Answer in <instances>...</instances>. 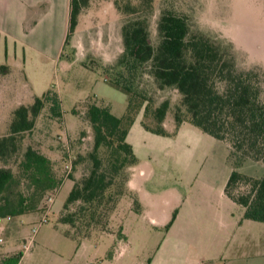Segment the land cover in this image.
<instances>
[{
  "label": "rangeland",
  "instance_id": "1",
  "mask_svg": "<svg viewBox=\"0 0 264 264\" xmlns=\"http://www.w3.org/2000/svg\"><path fill=\"white\" fill-rule=\"evenodd\" d=\"M132 1L138 4L139 13L146 15L154 45L160 40L157 25L162 11L173 10L188 17L192 32H202L229 44L239 67H259L264 73V0H150L151 5L146 4L147 0ZM127 16L134 14L117 10L113 0H90L66 44L22 46L17 42L11 75H6L9 65L5 64V69L0 67V138L9 132L5 86L10 83L21 90L27 88L22 82L21 67L38 89L48 84L58 91L64 113L61 119L51 120L44 108L34 129L19 134L18 151L0 158V167H11L17 172L23 152L32 145L53 155L50 157L53 170L61 179L55 190L36 196L38 207L22 217L19 231L15 230L16 219L9 222V227L7 220L0 222V264L5 257L18 252L23 253L18 264H264V222L246 219L242 206L219 194L207 198L205 209L197 214L202 215L200 218L191 221L181 218L172 232L169 228L173 222L168 225L172 217L167 219L164 213L159 217V225L151 224L149 214L159 210V203L171 196L169 192L173 189L185 192L193 182L210 180L218 187L227 179L230 165L225 144L193 124L170 136L146 131L140 122L143 108L136 114L128 133V141L140 162L133 186L142 199V211L130 210L128 196H123L126 199L107 226L103 225L106 215L96 224L107 231H96L85 239L81 238L99 230L94 229V224L87 225L84 218L76 215L74 225L62 222V216L69 212L63 206L72 186L68 176L72 173L75 178L80 177L88 161L74 169L72 165L78 154L86 153L93 145L91 126L72 113L73 107L77 105L83 110L79 102L97 96L108 101L117 116L127 110L126 92L110 82L112 74L106 71L116 62L123 46L121 28ZM58 31L63 35L65 30L62 27L53 30L50 37L53 41H58ZM0 33V46H3L9 35ZM44 34L49 37L50 31L45 30ZM141 71L142 75L135 80L138 94L142 93L139 98H150L152 107L167 97L173 103L179 99L173 88L158 89L148 71ZM151 120L150 116L148 122L152 123ZM109 153L110 150L102 148L104 157ZM242 170L262 175L264 164L247 160ZM28 183L22 178L13 190L30 192ZM248 188L242 184L239 189ZM190 192L195 197V192L191 189ZM50 193L54 202L49 221L39 227L30 246L24 248L23 243L32 238L33 222L41 216L40 207ZM120 223L125 239L117 236ZM74 235L79 238H71Z\"/></svg>",
  "mask_w": 264,
  "mask_h": 264
},
{
  "label": "trees",
  "instance_id": "2",
  "mask_svg": "<svg viewBox=\"0 0 264 264\" xmlns=\"http://www.w3.org/2000/svg\"><path fill=\"white\" fill-rule=\"evenodd\" d=\"M113 2L117 10L134 14L127 16L122 25L123 46L116 62L106 70L112 74L110 82L126 92L127 110L124 115L117 116L112 113L108 101L92 96L79 102L83 110L77 105L73 107L72 113L91 126L93 145L86 153L78 154L72 165L74 169L77 164L88 161V167L80 177L75 178L72 173L68 176L72 186L63 206L69 212L62 216V222L74 225L78 216L84 218L87 225L94 224V229L99 230L81 238L85 239L96 231H107L96 224L106 215L103 225L107 226V221L126 199L123 196H128L130 210H139V202L128 187L131 174L128 170L137 163V157L126 137L142 108L141 123L150 132L174 135L183 123L188 122L224 142L232 165L225 192L243 206L245 218L264 222V173L252 175L239 170L247 160L264 164L263 70L239 67L229 44L202 32H192L188 17L169 9L161 13L157 25L160 40L154 45L150 40L148 19L143 12L139 13L138 4L132 0ZM89 3L90 0H70L69 27L64 44ZM146 4L151 5V1L147 0ZM0 67L6 68L5 65ZM141 70L148 71L158 89L173 88L179 99L173 103L167 97L152 107L150 98H139L142 93L138 94L135 80L142 75ZM44 108L51 120L63 117L61 99L53 87L41 96H34L30 103L19 104L12 110L9 132L0 138L1 159L18 151L19 134L34 129ZM150 116L152 123L148 122ZM102 148L110 150L107 157L102 155ZM53 164L44 151L28 145L17 172L11 167H0V217L36 210V196L55 190L61 183ZM22 178L29 181L30 192L13 190ZM242 184L248 185V190L241 191ZM72 206L75 208L71 209ZM117 236L126 238L121 223ZM71 238L77 240L79 236ZM22 256V252L9 255L2 264H18Z\"/></svg>",
  "mask_w": 264,
  "mask_h": 264
},
{
  "label": "crops",
  "instance_id": "3",
  "mask_svg": "<svg viewBox=\"0 0 264 264\" xmlns=\"http://www.w3.org/2000/svg\"><path fill=\"white\" fill-rule=\"evenodd\" d=\"M69 14H70V0H0V30H1L0 32H4L6 35L7 34L9 35V41L7 40V36H6L3 46H0V65H5V64L9 65V72H7L6 75H11L12 73L13 65L11 61L17 58V54H16L17 42H19L22 46H27V45L47 46L51 43L62 44L68 32ZM61 27L64 28L65 30L63 32V35L61 34L60 31H58L57 34L58 41L56 40L53 41L52 38H50L52 37L53 30L57 28L61 30ZM45 30L50 31L49 37L45 36L44 34ZM21 70L23 76L22 82L24 81L26 83L25 85L27 88L21 90L17 88L16 85H12L9 83L8 86H5L6 89H4L8 102V106L6 108V118H7L6 122L8 124L10 122L12 110L16 106L22 103L24 104L30 103L33 100L34 96L36 95L41 96L44 92L47 91L48 88L53 87V86L49 87L48 84H46L43 88L38 89L35 85V82L33 80L31 81V78L26 74V72L23 70L22 67ZM95 97L98 98L97 96ZM141 119H142V114H141ZM189 124L191 123L188 122L183 123L179 127L177 133H179L181 129H183L186 125ZM126 139L128 141V134ZM213 139L216 138L213 137ZM45 153L47 154V152ZM47 155L49 157L53 156L49 152ZM226 159L230 165V170L228 172L227 179L223 182L222 185L216 187L214 182H211L210 180L206 182L198 181L200 183L197 184L193 182L187 187L188 191L185 192H182V190L177 188L173 189V191L169 192L171 196H166L162 200V202L159 203L158 205L159 210L158 211L152 210L151 214H149L151 224L155 226L159 225V217L161 219L163 217L162 216L163 213L167 217V219L170 217L173 218V216L175 215L173 223L169 228V232H172L174 231V228L177 226V223L181 218L185 220L188 219L189 221L200 218L202 215H197V214H201L202 211L205 209V206L207 204V198H209L210 196L214 194L215 195L219 194L222 197L224 196L232 200L225 192V186L232 170V165L228 160V149H227ZM139 163L140 162L137 158V163L132 167L131 174L128 180L129 190H131L134 193L140 205L139 210L135 211L136 213H140L142 211V205H141L142 199L138 194L139 192H136L133 186L134 178L137 177L138 172L140 171ZM243 165L239 167V170H241L242 172H243L242 170ZM190 189L195 192V197L190 196L191 194ZM26 214H30V213L13 216L12 219L8 221L7 224L8 227H9V222H11L13 219H16L15 227L17 228L15 227L14 228L15 230L19 231L21 224L20 222L23 221L22 217L26 216ZM248 220L251 221V219ZM244 223H248V222H244Z\"/></svg>",
  "mask_w": 264,
  "mask_h": 264
},
{
  "label": "built area",
  "instance_id": "4",
  "mask_svg": "<svg viewBox=\"0 0 264 264\" xmlns=\"http://www.w3.org/2000/svg\"><path fill=\"white\" fill-rule=\"evenodd\" d=\"M54 202V195L53 194H47L45 199H44V202L43 204L41 205L40 209H41V216L35 220L32 224V227H31V236L32 238L29 239L28 242H24L23 246L24 248H28L30 246V244L32 243L33 241V238L35 236V234L37 233L39 227L44 224V223H47L49 221V214H50V211H51V207H52V204ZM12 215H7V216H4V217H0V222L4 221V220H11L12 219ZM2 240V237H0V241Z\"/></svg>",
  "mask_w": 264,
  "mask_h": 264
}]
</instances>
